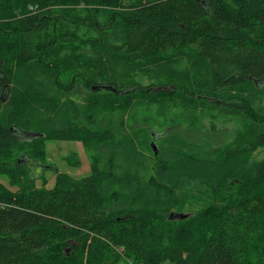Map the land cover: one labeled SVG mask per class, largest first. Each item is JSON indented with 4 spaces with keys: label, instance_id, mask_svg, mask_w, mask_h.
<instances>
[{
    "label": "trees",
    "instance_id": "obj_1",
    "mask_svg": "<svg viewBox=\"0 0 264 264\" xmlns=\"http://www.w3.org/2000/svg\"><path fill=\"white\" fill-rule=\"evenodd\" d=\"M262 146L264 0H0V264H264Z\"/></svg>",
    "mask_w": 264,
    "mask_h": 264
},
{
    "label": "rangeland",
    "instance_id": "obj_2",
    "mask_svg": "<svg viewBox=\"0 0 264 264\" xmlns=\"http://www.w3.org/2000/svg\"><path fill=\"white\" fill-rule=\"evenodd\" d=\"M140 80L139 82H141L143 85L147 84L149 81V79L146 78ZM223 131L221 135L212 136L208 140H210L216 146L224 145L233 137V132L230 131V129H223ZM173 133H176L177 135L195 143H199L203 140H206V135L197 132L195 129H189L188 127H176L175 130H173ZM46 147L48 152L46 164L47 168H42L41 166H38L35 168L34 173L36 176H39L44 170V175L48 180L49 188L55 185L59 174H65L69 178L80 179L85 176H88L91 173V166L88 159V155L82 143L66 141H48ZM74 155L75 157L73 158V160H71V162L69 160V157H72ZM246 159L248 168L255 164L263 162L264 146L260 147L254 153L248 155ZM75 162H78V164L76 165ZM0 181L5 183L6 185H9V180L5 176H0ZM37 184L38 186H40L41 181L39 180ZM125 263L135 264L132 260L128 258H126Z\"/></svg>",
    "mask_w": 264,
    "mask_h": 264
},
{
    "label": "water",
    "instance_id": "obj_3",
    "mask_svg": "<svg viewBox=\"0 0 264 264\" xmlns=\"http://www.w3.org/2000/svg\"><path fill=\"white\" fill-rule=\"evenodd\" d=\"M152 147H153L155 153L158 154V148L156 147L155 142L152 143ZM173 217H174V215H172V218ZM175 217L177 219H186V218H188V216H183V215H176Z\"/></svg>",
    "mask_w": 264,
    "mask_h": 264
}]
</instances>
